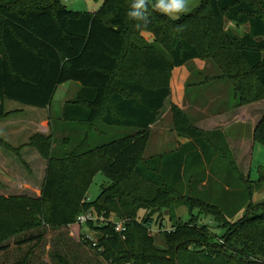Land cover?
Returning <instances> with one entry per match:
<instances>
[{
  "label": "trees",
  "instance_id": "1",
  "mask_svg": "<svg viewBox=\"0 0 264 264\" xmlns=\"http://www.w3.org/2000/svg\"><path fill=\"white\" fill-rule=\"evenodd\" d=\"M131 2L106 0L98 11L82 13L61 0H0V120L8 114L6 100L46 109L60 85H80L63 105L58 127L28 140L47 161L40 196H0V252L27 233L37 235L23 242L40 243L48 230L67 229L93 209L125 221L122 235L107 224L84 226L94 237L84 244L106 264H264V203H251L264 187V170L255 181L244 177L221 132H203L182 119L176 134L189 142L143 161L149 128L171 96L174 68L211 59L234 85L237 107L264 101V0H198L194 11L177 20L149 4V23L140 29L127 16ZM225 20L248 31L236 35L225 29ZM97 124L132 133L95 148L90 133L70 136L76 127ZM65 131L55 150V133ZM252 140L264 146V114ZM5 144L0 138V147L19 158V149ZM206 168L220 171L212 178ZM99 172L110 184L87 202ZM205 176L209 189L196 191ZM181 207L186 222L176 213ZM201 217L224 234L213 236L199 224ZM153 229L164 235V250L156 248ZM31 256L15 264H29ZM55 259L69 264L60 255Z\"/></svg>",
  "mask_w": 264,
  "mask_h": 264
},
{
  "label": "rangeland",
  "instance_id": "2",
  "mask_svg": "<svg viewBox=\"0 0 264 264\" xmlns=\"http://www.w3.org/2000/svg\"><path fill=\"white\" fill-rule=\"evenodd\" d=\"M105 1L106 0H71L65 2L61 0V4L68 10L74 12L93 13L98 11ZM13 3L14 1L10 4L12 5ZM154 3L155 0H149V4L153 5ZM197 6L198 0H188L186 10L177 18L171 19L177 20L188 15L194 11ZM225 29L231 30L234 34L241 36L245 27L236 26L234 23L225 20ZM144 36L146 39L151 38L148 34H144ZM196 61H200L204 64L197 65L191 61L184 65L187 68L188 77L183 86V105L173 102L177 98V95L172 91V100L168 109L165 110L158 121L149 128L148 142L143 155V161L163 157L177 150L180 142L178 138L181 139L182 137L176 134V126L184 119L187 123L203 132H221L235 160L236 167L244 177H249V154L242 159L241 155H237L238 151L243 152L245 155L247 150L242 149L238 145L235 146L230 139L240 138L242 135L250 136L252 125L257 122L255 125L256 127L264 114V101H255L237 107V99L235 97L236 89L217 64L211 59H196ZM176 74L177 72L174 75ZM172 76L173 70L169 78L170 90ZM77 85L78 84L74 82H67L60 85L53 96L50 108L46 109L28 107L10 100L5 101L4 107L8 114L7 117L0 120V122L15 121L17 125L23 126L26 122L27 123L24 127L15 129L18 131L16 133H14L15 131L12 133L8 128L4 130V126L0 125V131H4L7 140L1 139L8 144L10 148L19 149L18 153L20 154L18 158L10 150H6L4 147L2 148V146L0 147V196H28L33 198L40 196V187L44 179L47 161L34 149L28 147V140L35 134L46 136L44 132L47 127H50V133L53 129L58 127L57 123L61 119L63 105L74 98L76 93V91L74 93V88L76 90V88H78ZM243 108H247L246 111L249 114L247 117L249 118L246 122L247 124H242L241 122L232 124L225 133L219 126L210 131L202 130L197 127L198 123L205 121L207 118H211V114L213 113L221 111V113H227L226 115L230 117V115ZM29 122H31V124H28ZM33 123H35V125ZM69 131L59 134L57 132L55 133V150L59 149V144L69 134ZM87 133H90V136L92 135L90 144L95 148L110 141L121 139L123 136L131 134L132 131L129 129L97 124L95 127H88V129L76 127L75 133H71L70 136L80 138ZM9 135L10 137H8ZM219 145H222L220 136L218 146ZM235 152H237L236 155ZM251 161V178H249L255 181L258 179L259 171L264 170L263 145L258 143L254 145ZM219 171V169H215L214 172H211L210 169L206 168V176L211 175L213 178L214 173ZM206 176L203 182L198 185L196 191L202 192L203 188L209 189ZM218 180L219 179L214 177L213 182H218ZM109 184L110 178L106 174L101 172L97 173L88 188L86 194L87 202H94L100 195L102 188L107 187ZM212 186L218 189L217 184L213 183ZM214 191L215 190H213V192ZM251 203L253 205L264 203V187L258 192H255ZM184 211L185 208L183 207L176 210L178 218L181 219L182 222L189 220L188 213ZM243 212L244 211H241L239 216H242ZM143 214L144 212H140L138 217L141 218ZM193 214L196 213L194 212ZM110 216H112L114 220H120L116 218L113 213L110 214ZM164 216L167 219H165V230L167 228L169 229L168 212H166ZM199 224L208 226L213 236L221 237L224 234V231L216 223L208 219L205 220L201 217ZM89 232L90 231L85 229V227L81 229L80 225L75 223L67 229L48 230L40 243H37L36 240L31 243L23 242L29 237H35L37 235V232L27 233L20 238L8 242V249L4 252H0V264H15L24 257L26 253L32 254L29 264H58L55 255L62 256L69 264H106L98 257L95 250L91 249L88 244H84V241H89L91 243L92 239L94 240L93 236L88 238ZM150 235L154 239L156 248L160 250L166 248L162 232L159 233V230L153 229ZM19 241H21V244H18ZM22 242L24 244H22Z\"/></svg>",
  "mask_w": 264,
  "mask_h": 264
},
{
  "label": "crops",
  "instance_id": "3",
  "mask_svg": "<svg viewBox=\"0 0 264 264\" xmlns=\"http://www.w3.org/2000/svg\"><path fill=\"white\" fill-rule=\"evenodd\" d=\"M244 27H245V29H243L241 34H243V33L248 31V26L245 25ZM193 62L195 64H197V65H203L204 64V63L202 64V62L196 61V60H193ZM176 72H177V74L174 75ZM187 77H188V71H187V68L185 66H181V67H177V68L173 69V76H172V79H171V95H172V91H173L174 94L177 95V98L175 99V101H173L176 104H179V105L182 104L183 105V86H184V82L186 81ZM76 84H78V83H76ZM77 86H78L79 89L76 88V90H75V88H74V93L76 91L75 95L80 90V85L78 84ZM71 96H72V94H71ZM171 100H172V96H170V98L166 101L163 112L168 109V106L170 105ZM30 110H32V109H30ZM246 110H247V108L240 109V110L236 111L234 114L230 115V117H228L226 115L227 113H221V111L218 112V113H213V114H211V118H207L205 121H202V122L198 123L197 127L202 129V130L210 131V130L216 129V127L219 126V128L225 133L226 130L229 129L232 124H237L239 122H241L242 124H247L246 122H247V120H249V118H247L249 116V114L247 113ZM258 110H260V109H258ZM16 123L17 122H15V121H6V122H0V125L4 126V130H7V128H8L10 131H12V133L14 131H15L14 133H16L18 131L15 130V129L20 128V127H24L27 122L24 124V126L23 125H17ZM256 123L257 122H255L254 125L251 124L252 128H251L250 136L242 135L240 138L237 137L235 139H230V141L235 146L238 145L242 149L247 150L245 155L243 154V152H240V151H238V153L235 152V155L237 153V155H241V158L243 159V158H245V156L247 154H249L250 164H249L248 175H250V176H251V162H252L251 161V157H252V152H253V148H254V145H255L253 143V140H252V133H253V129H254ZM19 124H21V123H19ZM28 124H31V122H29ZM33 124L35 125V123H33ZM243 128H245V127H243ZM49 133H50V127H47L45 129L44 135L48 136ZM8 137H10V135ZM0 138H3V139L7 140V138H6L5 134H4V131H0ZM178 140L180 142L178 144L177 149L180 146H182V145H184V144L189 142V140H187L185 138H183V139L182 138L181 139L178 138ZM184 212H186V209H185Z\"/></svg>",
  "mask_w": 264,
  "mask_h": 264
},
{
  "label": "clouds",
  "instance_id": "4",
  "mask_svg": "<svg viewBox=\"0 0 264 264\" xmlns=\"http://www.w3.org/2000/svg\"><path fill=\"white\" fill-rule=\"evenodd\" d=\"M187 6L188 0H155L152 8L175 19ZM127 16L138 22L136 28H146L149 23V0H132Z\"/></svg>",
  "mask_w": 264,
  "mask_h": 264
},
{
  "label": "built area",
  "instance_id": "5",
  "mask_svg": "<svg viewBox=\"0 0 264 264\" xmlns=\"http://www.w3.org/2000/svg\"><path fill=\"white\" fill-rule=\"evenodd\" d=\"M62 1L67 2L71 0H62ZM75 223L80 225L81 227L91 224L93 225L107 224V225H111L113 231L119 235H122L125 232V221L117 220V219L114 220L112 216L106 217L104 214H98L93 209L87 212H83L79 216H77Z\"/></svg>",
  "mask_w": 264,
  "mask_h": 264
}]
</instances>
